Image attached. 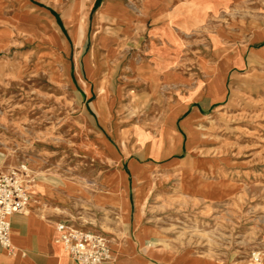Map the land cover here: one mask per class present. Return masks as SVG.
<instances>
[{
	"label": "rangeland",
	"instance_id": "374dc122",
	"mask_svg": "<svg viewBox=\"0 0 264 264\" xmlns=\"http://www.w3.org/2000/svg\"><path fill=\"white\" fill-rule=\"evenodd\" d=\"M209 6L215 15L186 34L177 67L186 79L152 94L129 67L133 59L146 58L144 51L132 48L128 39L110 57L98 47L92 29L98 7L85 34L81 24V43L74 40L70 25L60 21L64 36L50 28L53 42L48 36L25 44L17 39L12 48L0 49V164L29 162L36 175L32 189L47 180L97 187L98 176L117 165L110 156L133 149L134 129L159 125L161 115L155 110L165 98L160 97L163 91L173 105L194 87L207 84L216 93L226 87L227 97L218 108L187 121L182 143L189 171L181 181L189 190L201 185L217 194L170 195L159 200L161 205L149 206L147 220L157 225L161 246L224 260H263L264 0H193L186 13L204 20ZM72 22L73 32L78 31V18ZM105 58L110 64L99 65ZM231 62L240 68L230 71L224 85L221 67ZM97 71L105 88L101 85L97 93L93 83L89 91L87 83L86 93L84 80L97 77ZM100 91L106 92V119L97 102ZM111 219L107 216L102 226L94 219L75 225L112 239Z\"/></svg>",
	"mask_w": 264,
	"mask_h": 264
},
{
	"label": "crops",
	"instance_id": "0c3cea01",
	"mask_svg": "<svg viewBox=\"0 0 264 264\" xmlns=\"http://www.w3.org/2000/svg\"><path fill=\"white\" fill-rule=\"evenodd\" d=\"M190 1L193 0H0V49L12 48L17 39L25 44L28 40L43 41L48 36L52 41L51 37L56 36L50 28L58 36H64L60 21L70 25L73 35L74 16L81 18L85 34L91 26L89 17L98 7L92 22L98 47L108 57L129 41L132 48L144 51L146 58L133 59L129 67L137 80L148 85L149 94L156 93L160 86L186 79V73L177 69L181 67L186 34L215 15L209 9L204 20L196 18L198 13L196 17H187ZM202 14L200 18L204 17ZM239 57L244 66L246 59L243 55ZM102 61L99 65L110 64L106 58ZM115 65L120 66L121 61ZM234 68L240 65L222 64L224 85ZM101 78L84 80L90 86L89 91L93 83L97 93L101 85L105 88ZM182 94L172 105L163 91L160 97L165 100L155 110L161 115L159 125L152 130L143 124L135 127L133 149L110 156L117 165L98 176L97 187H80L76 181H65L62 185L55 180L39 181L31 190L33 201L28 211L10 217L12 247L0 245V264H67L68 255L57 241V222L75 225L94 219L102 226L107 216L112 217L110 227L115 231L111 236L113 257L108 264H264V259L224 260L205 252L158 243V227L147 220L150 205H161L159 200L170 195L202 198L204 194H217L202 189L201 185L196 186L198 190H189V184L181 181L188 178L189 171L182 143L184 134L187 135V121H195L218 108L227 97V89L216 93L206 84ZM94 108L100 119L95 102Z\"/></svg>",
	"mask_w": 264,
	"mask_h": 264
},
{
	"label": "built area",
	"instance_id": "2783aa9c",
	"mask_svg": "<svg viewBox=\"0 0 264 264\" xmlns=\"http://www.w3.org/2000/svg\"><path fill=\"white\" fill-rule=\"evenodd\" d=\"M35 182L36 175L29 162L0 164V245L3 247H12L10 217L28 211L33 201L31 187ZM57 229V241L68 255L67 264H108L113 257L111 238L104 233L67 221L57 222Z\"/></svg>",
	"mask_w": 264,
	"mask_h": 264
},
{
	"label": "bare ground",
	"instance_id": "6f19581e",
	"mask_svg": "<svg viewBox=\"0 0 264 264\" xmlns=\"http://www.w3.org/2000/svg\"><path fill=\"white\" fill-rule=\"evenodd\" d=\"M212 8H213L212 6H209V9H212ZM186 14H187V17L192 16L190 13H186ZM78 20H79V25L77 27L78 31L73 32V35H74L75 41L77 43H81L82 39L80 38V34H81V31H82V25H81L82 21H81V18H78ZM97 102H98L99 108L101 110V114L103 115V118H105V119L108 118L109 109H108V106H107V103H106V92L100 91Z\"/></svg>",
	"mask_w": 264,
	"mask_h": 264
}]
</instances>
